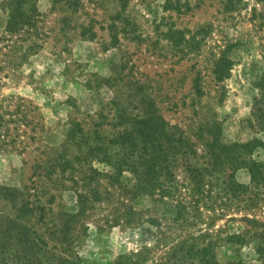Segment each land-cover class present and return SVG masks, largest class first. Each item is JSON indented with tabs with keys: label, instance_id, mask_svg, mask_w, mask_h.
I'll list each match as a JSON object with an SVG mask.
<instances>
[{
	"label": "rangeland",
	"instance_id": "1",
	"mask_svg": "<svg viewBox=\"0 0 264 264\" xmlns=\"http://www.w3.org/2000/svg\"><path fill=\"white\" fill-rule=\"evenodd\" d=\"M10 1L0 0V264H31L17 227L61 228L77 211L74 178L104 153L155 163L160 188L135 194L123 170L131 192L120 194L100 176L111 194L88 199L66 264H264V0H15L17 31ZM213 135L220 154L207 164Z\"/></svg>",
	"mask_w": 264,
	"mask_h": 264
},
{
	"label": "trees",
	"instance_id": "2",
	"mask_svg": "<svg viewBox=\"0 0 264 264\" xmlns=\"http://www.w3.org/2000/svg\"><path fill=\"white\" fill-rule=\"evenodd\" d=\"M15 5H16L15 0H11L9 2L8 10L11 16L7 21V30L10 31H14V30L17 31L22 28L21 20L17 18L15 12L16 10ZM27 24L29 25L30 23L28 22ZM22 117L25 119L24 114H22ZM78 130L82 132L81 128H79ZM71 134L72 136L76 135L72 130H71ZM1 137L4 138V135L1 134L0 132V139ZM80 139H81V135L79 140ZM215 143H217V141L215 139V135H213L211 141H208V146L210 150L206 151V153L209 154L207 159V164H209L212 159L219 158L220 151L218 150L215 152L216 149L211 148L212 145ZM23 148H25V146ZM84 154L85 157L82 156ZM86 154L87 153H80L79 157L76 156L75 157L76 159L84 162L86 161ZM104 155L106 156L104 158L99 157V155H92L93 157L90 161V164L87 165L88 171H85V173H83V175L80 178H74L76 182L80 184L79 188L75 189L78 198L77 211L75 213H65L64 216H62L63 218L61 224H59L62 225L61 228H59L58 226L57 227L46 226L48 228L47 231L44 232L43 234H39L37 232H32V231L30 232L28 229H25L24 227H20V226L17 227L16 230L17 233L16 236L14 235L15 237L14 239L17 240V243L22 244V246H20L22 251L26 253H30L31 256L29 258L31 264H39L37 263L38 259L36 258V255L38 254H42L46 258L50 259L53 264H66L68 262V257L72 256L71 247L73 246L71 244L72 241L74 240L71 231L73 229V225L76 222H78L79 218L84 214L87 207L91 205L88 203V199L91 197L93 201L100 200L103 197L102 194H111L109 189H106L105 193H103L102 190L100 189V180H99L100 176L105 175L108 178L110 184L117 186V188L120 190V194L131 192L130 191L131 189L132 191H135L136 194L137 192H143L146 189L155 190L156 188H160L156 184L161 183L157 178L161 172V169L157 165H155V163L145 166L146 163H144L143 160H138L139 163L136 166V168H134L131 167L128 158L123 157L117 161L112 162L111 158L109 159L108 154L104 153ZM94 160H97L99 162H105L106 164L110 165L112 171L104 172L99 170L97 167L94 166V162H93ZM64 163L66 164L68 163L70 166H74V163L70 159L65 160ZM80 169L82 168L80 167ZM64 170H65V166L62 167V171ZM123 170H131L135 176V184L131 189L123 186L120 181V175ZM249 171H251V169ZM196 173L199 174V172ZM3 189L9 191V189L7 188H2V190ZM168 192L169 191H162L161 194L163 195ZM12 193L13 196H10L9 200L13 202V200H15L16 191H12ZM40 208H44V207L41 206ZM21 210H22L21 206L17 208V212ZM28 210L33 212L35 209H33V207H28Z\"/></svg>",
	"mask_w": 264,
	"mask_h": 264
}]
</instances>
